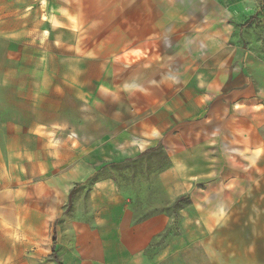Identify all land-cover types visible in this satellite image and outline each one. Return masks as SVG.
I'll return each mask as SVG.
<instances>
[{
  "label": "rangeland",
  "instance_id": "rangeland-1",
  "mask_svg": "<svg viewBox=\"0 0 264 264\" xmlns=\"http://www.w3.org/2000/svg\"><path fill=\"white\" fill-rule=\"evenodd\" d=\"M236 126L264 137V0H0V264H71L72 225L163 214L173 237L222 166L254 180Z\"/></svg>",
  "mask_w": 264,
  "mask_h": 264
},
{
  "label": "crops",
  "instance_id": "crops-1",
  "mask_svg": "<svg viewBox=\"0 0 264 264\" xmlns=\"http://www.w3.org/2000/svg\"><path fill=\"white\" fill-rule=\"evenodd\" d=\"M225 133L232 136L223 141L227 150L240 148L234 150L237 155L260 151L248 167L255 174L252 182L244 179L242 175L247 170L242 167L222 166V176L234 177L230 183L222 181L210 190L222 188L223 202L213 207L210 196L207 202L198 193L192 196L191 205L179 210L181 219L173 237L170 219L163 214L131 224L128 218H122L116 226L95 223L96 227L72 225L70 229H60L57 244L59 248L72 249L71 264H174L180 252L202 243L210 245L207 257L211 264H264V137L252 132L243 135L237 126L234 131L225 128ZM233 206L237 209L232 210ZM223 218L230 225H224L225 233L220 237L217 232ZM215 219L221 220L216 223ZM200 220L210 223L201 225Z\"/></svg>",
  "mask_w": 264,
  "mask_h": 264
},
{
  "label": "bare ground",
  "instance_id": "bare-ground-1",
  "mask_svg": "<svg viewBox=\"0 0 264 264\" xmlns=\"http://www.w3.org/2000/svg\"><path fill=\"white\" fill-rule=\"evenodd\" d=\"M132 86H136V84H133ZM150 144V142L146 139H140L137 137H130V140L128 142V147H134L136 148L138 151L143 152L146 147ZM120 149L122 150L123 153H125L126 148L124 145H120ZM260 153L259 150H254V152L252 154H245V153H240V155H242V157H244L245 159L249 160V165H245L244 167H246V169L248 167H250L252 165V163L255 161L256 157L258 156V154ZM223 210V209H222Z\"/></svg>",
  "mask_w": 264,
  "mask_h": 264
},
{
  "label": "trees",
  "instance_id": "trees-1",
  "mask_svg": "<svg viewBox=\"0 0 264 264\" xmlns=\"http://www.w3.org/2000/svg\"><path fill=\"white\" fill-rule=\"evenodd\" d=\"M147 150H149V149H147ZM75 189H76V187L74 186V188H72L70 190L69 195H68V201H69V198H70L71 194L75 191Z\"/></svg>",
  "mask_w": 264,
  "mask_h": 264
}]
</instances>
